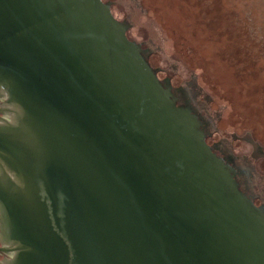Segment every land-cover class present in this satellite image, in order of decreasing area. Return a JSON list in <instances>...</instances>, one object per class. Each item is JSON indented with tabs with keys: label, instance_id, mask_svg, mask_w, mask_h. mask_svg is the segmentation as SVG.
I'll return each instance as SVG.
<instances>
[{
	"label": "water",
	"instance_id": "95a60500",
	"mask_svg": "<svg viewBox=\"0 0 264 264\" xmlns=\"http://www.w3.org/2000/svg\"><path fill=\"white\" fill-rule=\"evenodd\" d=\"M146 40L118 0H0V264H264L263 200Z\"/></svg>",
	"mask_w": 264,
	"mask_h": 264
},
{
	"label": "rangeland",
	"instance_id": "374dc122",
	"mask_svg": "<svg viewBox=\"0 0 264 264\" xmlns=\"http://www.w3.org/2000/svg\"><path fill=\"white\" fill-rule=\"evenodd\" d=\"M264 202V0H118Z\"/></svg>",
	"mask_w": 264,
	"mask_h": 264
},
{
	"label": "flooded vegetation",
	"instance_id": "af4514ba",
	"mask_svg": "<svg viewBox=\"0 0 264 264\" xmlns=\"http://www.w3.org/2000/svg\"><path fill=\"white\" fill-rule=\"evenodd\" d=\"M3 99H4V98L0 96V116H6V115L1 111L3 108L6 107V105H5V101H4ZM208 144H209V143H208ZM211 146H212L213 150L215 151V153L218 154V155H220V154L216 151V149H215V145H214V144H211ZM220 156H221V155H220ZM221 157H222V156H221ZM252 199H253V201H254V203H255V197L252 196ZM255 204H256V203H255ZM256 205H258V206H263V207H264V202H261V203L256 204ZM0 247H2V242H1V240H0ZM8 257H9V256H8L6 253L0 251V262L3 261L4 259L6 260V258H8Z\"/></svg>",
	"mask_w": 264,
	"mask_h": 264
},
{
	"label": "trees",
	"instance_id": "16d2710c",
	"mask_svg": "<svg viewBox=\"0 0 264 264\" xmlns=\"http://www.w3.org/2000/svg\"><path fill=\"white\" fill-rule=\"evenodd\" d=\"M146 56H147V60H148V59H149V58H148V54H146ZM148 62L151 64V61H150V60H148ZM162 79L167 80L168 83L172 86V88H174V89L178 88V86H175L174 84H172V82H171V80H170L169 77H164V78H162Z\"/></svg>",
	"mask_w": 264,
	"mask_h": 264
}]
</instances>
